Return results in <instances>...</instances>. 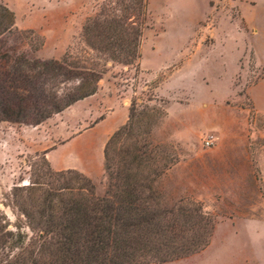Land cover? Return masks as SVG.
I'll return each mask as SVG.
<instances>
[{"label":"rangeland","instance_id":"rangeland-1","mask_svg":"<svg viewBox=\"0 0 264 264\" xmlns=\"http://www.w3.org/2000/svg\"><path fill=\"white\" fill-rule=\"evenodd\" d=\"M118 1L0 0L15 14L0 48L41 60L72 54L79 65L105 70L96 95L39 125L0 120L1 212L11 229L24 225L13 188L29 184L46 166L42 154L55 147V170L85 173L81 149L92 145V179L103 195L105 144L134 105L153 115L154 166L179 159L155 183L165 202L200 201L218 222L199 253L147 264H264V114L249 94L264 72L251 46L264 60V0H147L140 57L129 64L99 54L83 37L88 20Z\"/></svg>","mask_w":264,"mask_h":264},{"label":"trees","instance_id":"trees-1","mask_svg":"<svg viewBox=\"0 0 264 264\" xmlns=\"http://www.w3.org/2000/svg\"><path fill=\"white\" fill-rule=\"evenodd\" d=\"M147 21V0H119L88 20L83 37L99 54L129 64L140 57ZM14 25V12L0 3V37ZM74 59L67 54L41 60L0 48V120L39 125L94 95L103 66L79 65ZM152 117L132 105L128 122L106 142L109 183L103 195L84 172L55 170L44 152L41 172L13 188L12 201L24 225L11 229L0 210V264L166 263L209 246L216 215L197 200L167 204L155 184L179 159L154 166Z\"/></svg>","mask_w":264,"mask_h":264},{"label":"crops","instance_id":"crops-1","mask_svg":"<svg viewBox=\"0 0 264 264\" xmlns=\"http://www.w3.org/2000/svg\"><path fill=\"white\" fill-rule=\"evenodd\" d=\"M233 2H237L238 0H232ZM240 2H242V1H244V0H239ZM246 1V0H245ZM240 2H238V3H240ZM251 46H252V48H253V50H254V53H255V57H256V61H257V64L258 65H261V66H264V60H263V58H262V52L258 49V48H256L255 46H254V44L253 43H251ZM98 93V92H97ZM97 93H95L94 95H96ZM249 94H250V96H251V99H252V101H253V103H254V106H255V108H256V110L258 111V112H260V113H262V114H264V72H263V74H262V76L259 78V80L256 82V83H254L253 85H251L250 86V88H249ZM94 95H92V96H94ZM91 96V97H92ZM85 99H87V98H85ZM84 100V99H83ZM81 101V100H80ZM79 102V101H78ZM77 103V102H76ZM75 103V104H76ZM74 105V104H73ZM72 106V105H71ZM51 119V118H50ZM99 124V123H98ZM97 126V125H96ZM96 126H93L91 129H89V130H93ZM109 131V130H108ZM107 131V132H108ZM70 140V139H69ZM67 142V141H66ZM62 144H64V143H62ZM61 145V144H60ZM91 147H92V145L90 146V145H88L87 147H84V148H82L81 149V155L83 156V158L88 162V168L87 169H84V171H85V173L87 174V175H89L90 177H95L96 176V174H95V172H94V170H93V168L95 167L94 165H95V162H94V160H93V157L91 156V153H90V149H91ZM55 148H57V147H55ZM55 148H53V149H55ZM52 149V150H53ZM51 150V151H52ZM245 151H247V148H245L244 149ZM50 151V152H51ZM50 152H47L46 151V153L48 154L47 156V158L49 159V161H51L50 160ZM52 163V162H51ZM53 165V164H52ZM54 167V166H53ZM76 169V168H75ZM79 170H82L83 171V169H79Z\"/></svg>","mask_w":264,"mask_h":264},{"label":"built area","instance_id":"built-area-1","mask_svg":"<svg viewBox=\"0 0 264 264\" xmlns=\"http://www.w3.org/2000/svg\"><path fill=\"white\" fill-rule=\"evenodd\" d=\"M213 141H211V140H207V145H210L211 143H212Z\"/></svg>","mask_w":264,"mask_h":264},{"label":"bare ground","instance_id":"bare-ground-1","mask_svg":"<svg viewBox=\"0 0 264 264\" xmlns=\"http://www.w3.org/2000/svg\"><path fill=\"white\" fill-rule=\"evenodd\" d=\"M91 146V145H90Z\"/></svg>","mask_w":264,"mask_h":264}]
</instances>
